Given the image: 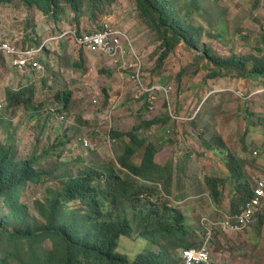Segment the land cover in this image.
Here are the masks:
<instances>
[{"label":"rangeland","instance_id":"374dc122","mask_svg":"<svg viewBox=\"0 0 264 264\" xmlns=\"http://www.w3.org/2000/svg\"><path fill=\"white\" fill-rule=\"evenodd\" d=\"M201 5L205 12L195 18L205 28L201 44L198 48L180 44L158 67L162 41L140 16L135 0H115L102 15L81 16L79 25L68 8L55 22L21 0L0 2V36H17V44L28 48L46 43L39 56L42 72H19L10 58L0 56V140L10 142L19 157L44 155L40 166L55 173L24 190L23 199L32 208L47 188L61 186L58 178L68 170L77 174L90 167L106 175L115 168L124 179L130 178L119 165L129 138L114 133L137 126L142 127L139 134L146 144L132 161L140 165L147 144L153 143L157 163L173 171L169 193L158 185L150 194L157 202L140 196L139 203L168 206L185 214L191 225L188 237L195 246L203 240L205 218L226 215L213 208L207 178L225 179L223 196L230 200L237 195L238 185L232 168H239L252 188L257 185L264 174V76L229 75L204 51L210 49L219 59L263 57L264 3L201 0ZM104 21L127 34V51L133 49L143 64L138 80L148 89H167L153 92L155 103L131 71L115 68L109 59L82 49L73 35H66L95 30ZM11 91L20 94V103L8 99ZM65 92L72 95L68 108L60 99ZM64 112L69 122L59 119ZM154 121L153 126L146 125ZM82 136L90 140V149L79 142ZM5 213L6 208L1 209L0 217ZM259 214L239 234L216 229L211 243L215 264H264V225ZM141 238L122 236L116 252L134 260L143 250H161L168 244L151 240L147 245ZM183 248L176 250V258H182Z\"/></svg>","mask_w":264,"mask_h":264},{"label":"trees","instance_id":"16d2710c","mask_svg":"<svg viewBox=\"0 0 264 264\" xmlns=\"http://www.w3.org/2000/svg\"><path fill=\"white\" fill-rule=\"evenodd\" d=\"M12 0H0L11 2ZM27 8H36L45 17L59 22L68 8L74 14V23H80L81 16L95 18L104 14L105 6L115 0H21ZM135 0L140 16L159 35L164 51L158 67H162L167 57L180 44L198 48L201 44L203 25L195 18L205 12L201 0ZM179 4L186 6L180 9ZM190 4L191 6H189ZM185 11V12H184ZM79 34V33H77ZM210 34V33H209ZM264 34V33H263ZM220 38V35H219ZM264 47V35H263ZM221 70L227 74L236 73L240 78L264 76L263 57L233 55L219 59L204 51ZM219 76V74H217ZM8 99L20 103V94L9 92ZM72 95L65 92L61 101L68 108ZM59 99V97H58ZM156 123L147 122V126ZM137 126L133 130L114 133L126 136L129 142L124 146V154L119 165L131 177L124 179L115 168L108 174L87 167L75 174L68 170L58 178L61 186H50L45 196L38 198L33 208L23 199L24 190L32 183L38 184L44 175L53 171L40 166L36 153L28 158L19 157L10 142L0 140V264H181L176 258V250L195 246L189 240L191 225L185 214L175 208L156 204L140 205V195L156 192L163 185L170 192L173 185V171L169 166L157 163L158 149L153 143L146 146L140 165L132 159L143 148L146 140L141 138ZM121 170V171H122ZM237 170V172H235ZM234 177L238 185L232 200V212L240 211L247 199L254 194V188L236 168ZM226 180L207 178L211 197L217 205L223 201V186ZM153 194V193H152ZM143 201V200H142ZM34 209V211H33ZM260 223L264 225V205L260 210ZM256 213V216L260 212ZM146 238L145 243L167 242L161 250H143L136 259L128 254L116 252L122 236ZM189 240V241H188Z\"/></svg>","mask_w":264,"mask_h":264},{"label":"built area","instance_id":"2783aa9c","mask_svg":"<svg viewBox=\"0 0 264 264\" xmlns=\"http://www.w3.org/2000/svg\"><path fill=\"white\" fill-rule=\"evenodd\" d=\"M73 35L76 44L82 49L101 55L109 59L110 63L120 70L131 71L132 78L139 82L142 91L148 93L152 103H155L156 97L153 94L155 90H167L165 87H153L148 89L143 85L141 77L142 62L135 55V52L127 51L125 40H129L127 34L120 29L112 26L108 21L100 24L99 28L81 32L69 31L66 35ZM18 37L6 38L0 36V56L10 58L12 66L19 72H42L44 66L39 61L40 54L44 51L45 44L42 43L38 48H28L17 44ZM164 88V89H163ZM3 102V100H1ZM2 107L0 103V108ZM68 114L61 115L62 121L68 120ZM86 147L90 146L87 138L81 139ZM258 155V151L254 152ZM264 171V170H263ZM254 194L247 199L240 211L227 214L221 224L225 231L238 232L250 227L259 208L264 204V174L255 186ZM148 193L142 194L147 196ZM205 233L202 242L198 246L185 248L183 250L184 264H215L213 261L211 243L216 235L215 224L213 219L205 218Z\"/></svg>","mask_w":264,"mask_h":264},{"label":"crops","instance_id":"0c3cea01","mask_svg":"<svg viewBox=\"0 0 264 264\" xmlns=\"http://www.w3.org/2000/svg\"><path fill=\"white\" fill-rule=\"evenodd\" d=\"M238 2L240 1H242V0H237ZM256 2V0H254V3ZM260 3H264V0H260ZM261 8V7H260ZM254 11H256L255 9H254ZM257 13V12H256ZM254 14H255V12H254ZM253 19V18H252ZM252 19H249V20H252ZM252 23H254L253 22V20H252V22L249 24V27L250 28H252L253 27V25H252ZM247 26V25H246ZM107 59V58H106ZM116 68V67H115ZM83 137V136H82ZM80 138L81 137H79V140H80ZM207 194H209V193H207ZM233 200V199H232ZM232 200H230L229 198H226V197H224L223 198V201H222V203L220 204V205H217L216 203L214 204H212L213 205V208H215V210H219L220 212H224L225 214H227V213H229V212H231L232 211ZM211 201H213V199H212V197H211ZM214 202V201H213ZM262 207H263V205L261 206V209H262ZM212 210V209H211ZM213 212V211H212ZM210 217V216H209ZM212 218V217H211ZM212 219H216V217H213ZM245 231V230H244ZM224 232H228V231H224ZM241 232H243V231H240V232H229V233H231V234H239V233H241ZM144 239V241H146V238H143ZM149 243V242H148ZM150 244V243H149Z\"/></svg>","mask_w":264,"mask_h":264},{"label":"bare ground","instance_id":"6f19581e","mask_svg":"<svg viewBox=\"0 0 264 264\" xmlns=\"http://www.w3.org/2000/svg\"><path fill=\"white\" fill-rule=\"evenodd\" d=\"M64 113H66V112H64ZM64 113H62V114H64ZM62 114H61V115H62ZM61 115L59 116V119H60V120H61V118H60ZM61 121H62V120H61ZM83 138H84V137H81V138H80V141H81V139H83ZM260 210H261V207L259 208L258 211H260ZM258 211H257V212H258ZM230 213H234V212L231 211V212H229V213H227V214H230ZM227 214H226V215H227ZM226 215H224L221 219H213V220L216 222V224H215V226H214V227H215V231H216V229H219V228H221L223 231H225V230L223 229V227H222L221 222H222V220L225 218ZM207 218L212 219L211 217H207ZM255 219H256V215H255V217H254V221H255ZM254 221H253V222H254ZM253 222H252V223H253ZM246 229H247V228H246ZM246 229H245V230H246ZM242 231H244V230H242ZM219 232H220V231H219ZM238 232H240V231H238ZM191 247H193V246H191ZM188 248H189V247H188ZM182 257H183V255H182Z\"/></svg>","mask_w":264,"mask_h":264},{"label":"clouds","instance_id":"9594fccd","mask_svg":"<svg viewBox=\"0 0 264 264\" xmlns=\"http://www.w3.org/2000/svg\"><path fill=\"white\" fill-rule=\"evenodd\" d=\"M84 138H87V137H84ZM88 139V138H87ZM89 140V139H88ZM86 149H90L91 148V143H90V146L89 147H86L85 145H84V143L82 142V141H79ZM89 142H90V140H89ZM145 193H148V195L147 196H142V194H145ZM140 196L141 197H143V198H152L153 199V201L154 202H157V199H154L153 197H151L150 196V194L151 193H149V192H144V193H142ZM218 213H222V212H220L219 210H216ZM203 229H204V227H203ZM204 233H205V229H204ZM216 236V235H215ZM215 236H214V238H215ZM141 239H143V238H141ZM144 240V239H143ZM145 242V241H144ZM213 242V241H212ZM147 245H149V243L147 244ZM198 246V245H197ZM186 248H188V247H186ZM185 248H183L182 249V253H183V250H184ZM182 255V254H181ZM213 256V255H212ZM182 259H183V257H182ZM184 261V260H183Z\"/></svg>","mask_w":264,"mask_h":264}]
</instances>
